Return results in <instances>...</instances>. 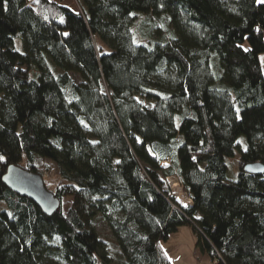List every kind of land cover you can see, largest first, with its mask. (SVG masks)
<instances>
[{"label": "trees", "instance_id": "obj_1", "mask_svg": "<svg viewBox=\"0 0 264 264\" xmlns=\"http://www.w3.org/2000/svg\"><path fill=\"white\" fill-rule=\"evenodd\" d=\"M261 54L258 0H0V157L53 163L62 204L46 216L0 162V264H172L182 226L218 264H264V176L244 170L264 164Z\"/></svg>", "mask_w": 264, "mask_h": 264}, {"label": "water", "instance_id": "obj_2", "mask_svg": "<svg viewBox=\"0 0 264 264\" xmlns=\"http://www.w3.org/2000/svg\"><path fill=\"white\" fill-rule=\"evenodd\" d=\"M244 170L254 176H264L263 163L248 164ZM3 183L15 194L33 201L48 217L57 213L62 205L55 194L48 191L40 174L27 171L19 165L12 164L7 167Z\"/></svg>", "mask_w": 264, "mask_h": 264}, {"label": "rangeland", "instance_id": "obj_3", "mask_svg": "<svg viewBox=\"0 0 264 264\" xmlns=\"http://www.w3.org/2000/svg\"><path fill=\"white\" fill-rule=\"evenodd\" d=\"M58 1L59 2H62L63 4L65 3L66 5L72 6V7H74V5H75L74 0H61V1L58 0ZM160 26H161V24H160ZM136 28H138V30L140 29L139 27H136ZM260 60L262 62V65L264 66V54H261ZM73 81L75 83H78L80 81L79 75H73ZM100 92H101V94L106 95L109 98L111 96V94L109 92V89H108L106 83H104V82L102 83V86L100 87ZM1 97H2V95H0V98ZM20 132L21 131H19L18 134ZM239 142H240L242 148H245L246 142H245V137L244 136L239 139ZM19 149H20V154H17L16 157L13 158L14 161H12V159L9 156V155H11V153L8 152L9 151L8 146H5V154L3 155V159H0V162L5 165V167H4L5 170H6V168L9 165L17 164V163L22 164L23 157H22L20 143H19ZM236 153L237 154H236L235 157H233V158H231V159L228 160V164H229L228 175H229V179L232 180V181L237 180L238 179V176H239L238 175V173H239V166H238L237 162H238V159L241 156V153L239 152V150H237ZM13 162H15V163H13ZM22 165L25 166L26 163H23ZM47 165H48V167H50V171L49 172H46L45 170H42L43 173H45V176H44V179L45 180L44 181H45L46 185L49 188H56V186H58L60 184L59 183V172H57V168H56V166L53 163L47 162ZM168 165H170V164H168ZM168 165L165 164V162L163 164L164 167H168ZM172 188H174V185H172ZM174 190H175V193H177L176 196H178V194L180 193L179 196L180 195L181 196H184V199H186V201L189 202V199H187V197H186L187 195H185V192L182 193L181 188H179L177 186V187L174 188ZM63 204H64V211L65 212H67L68 209L73 205L72 204V200L70 198H66L63 201ZM0 207H1V205H0ZM182 207H184V206L182 205ZM189 207H191V206H188V208ZM95 227H96L97 231L101 235L105 236L106 238L107 237L108 238H113V235H111L110 232H109V227H108V224L107 223L103 222L102 220H98V221L95 222Z\"/></svg>", "mask_w": 264, "mask_h": 264}, {"label": "crops", "instance_id": "obj_4", "mask_svg": "<svg viewBox=\"0 0 264 264\" xmlns=\"http://www.w3.org/2000/svg\"><path fill=\"white\" fill-rule=\"evenodd\" d=\"M197 244V232L190 226H182L176 233L171 234L167 241L161 242V248L172 264H218L212 260L209 253L202 252Z\"/></svg>", "mask_w": 264, "mask_h": 264}, {"label": "built area", "instance_id": "obj_5", "mask_svg": "<svg viewBox=\"0 0 264 264\" xmlns=\"http://www.w3.org/2000/svg\"><path fill=\"white\" fill-rule=\"evenodd\" d=\"M165 164H170L169 161L168 162H165ZM167 182L168 184L170 185V188L172 189V196L177 200L178 204L180 206H184L185 208H188V206H192V203H193V200L192 198H189L187 192L185 191V189L182 187V184H181V179L178 177V176H170L168 179H167ZM176 182V183H175ZM172 185H176L178 186L179 188L182 189V192H185V195H187V199H189V202L188 204H186L185 202H183L182 200L180 201V199H178V197L176 196V193H175V190L174 188H172ZM181 185V186H180Z\"/></svg>", "mask_w": 264, "mask_h": 264}, {"label": "bare ground", "instance_id": "obj_6", "mask_svg": "<svg viewBox=\"0 0 264 264\" xmlns=\"http://www.w3.org/2000/svg\"><path fill=\"white\" fill-rule=\"evenodd\" d=\"M175 187H177V186L174 185V188H175ZM181 190H182V189H181ZM177 192H178V191H177ZM178 193H179V192H178ZM182 193H183V192H182ZM176 194H177V193H176ZM179 194H180V193H179ZM179 194H178V196H177L178 199H180V201L182 200L183 202H185L186 204H188V202L186 201V199H184V196H181V195L179 196Z\"/></svg>", "mask_w": 264, "mask_h": 264}, {"label": "snow or ice", "instance_id": "obj_7", "mask_svg": "<svg viewBox=\"0 0 264 264\" xmlns=\"http://www.w3.org/2000/svg\"><path fill=\"white\" fill-rule=\"evenodd\" d=\"M258 2L264 3V0H258ZM61 23H63V21H61ZM65 35H68L67 33H65ZM0 159H3V157H0ZM119 163V162H117Z\"/></svg>", "mask_w": 264, "mask_h": 264}]
</instances>
